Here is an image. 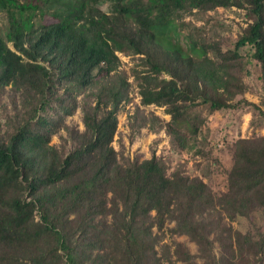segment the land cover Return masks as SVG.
<instances>
[{"label": "trees", "instance_id": "16d2710c", "mask_svg": "<svg viewBox=\"0 0 264 264\" xmlns=\"http://www.w3.org/2000/svg\"><path fill=\"white\" fill-rule=\"evenodd\" d=\"M218 6L244 8L248 21L234 49L213 57L185 55L154 30ZM0 11V107L13 99L0 118V264H264V235L231 223L264 208V135L235 142L220 193L200 176L168 175L155 154L123 159L112 143L129 87L116 50L142 55L141 102L166 105L160 124L186 146L180 125L197 134V105L233 108L245 92L242 47L253 46L264 84V0H0ZM251 105L264 116V96ZM78 110L83 129L67 122ZM61 131L67 152L51 143ZM166 229L198 254L165 241ZM252 240L257 256L238 250Z\"/></svg>", "mask_w": 264, "mask_h": 264}, {"label": "rangeland", "instance_id": "374dc122", "mask_svg": "<svg viewBox=\"0 0 264 264\" xmlns=\"http://www.w3.org/2000/svg\"><path fill=\"white\" fill-rule=\"evenodd\" d=\"M99 7L103 14L110 10L109 2L101 1ZM45 22L53 21L50 14L44 15ZM246 10L236 6H218L203 11L181 12L165 27H154L159 39L166 46L177 47L185 55L203 57L206 54L215 55L218 48L222 51L234 49L243 27L247 25ZM8 28L6 12L0 11V33ZM193 40V41H192ZM199 43V47L194 45ZM203 47V48H202ZM215 51V52H214ZM254 48L251 45L240 49L243 64L238 70V76L245 84V92L236 95L233 108L212 109L208 104L195 107L200 126L192 138L186 125L181 131L188 135L186 146H181L176 138L168 132L164 123L171 120L166 105H144L141 102L140 80L147 66L142 61V55L130 49L116 50L120 57L118 70L129 81L128 97L121 103L118 111V128L114 136L113 146L124 158H150L157 155L164 164L166 173L171 175L180 171L189 176H200L216 192L226 190L228 170L233 164L232 150L239 138L253 135H264V116L258 114L251 103L261 104L264 96V84L261 79V67L256 59L251 57ZM168 77V75H164ZM9 89V88H8ZM12 93L8 91L3 99L6 109L0 107V118L12 110ZM159 118L160 120H158ZM67 122L80 129L84 128L80 110L67 117ZM140 127V128H139ZM139 129V130H138ZM64 131L52 137L58 149L67 152L70 141L61 137ZM232 225L243 233H249L255 239L259 232L264 235V208H257L250 216H235ZM170 223L169 226H172ZM168 228V226H167ZM182 241L193 254H198V245L188 235L172 234L166 229L165 241ZM240 251L252 256L258 255V249L252 240L249 244H237ZM177 264H184L177 262Z\"/></svg>", "mask_w": 264, "mask_h": 264}]
</instances>
